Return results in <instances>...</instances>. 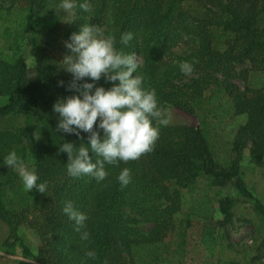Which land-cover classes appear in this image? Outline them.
Listing matches in <instances>:
<instances>
[{
    "label": "trees",
    "instance_id": "trees-1",
    "mask_svg": "<svg viewBox=\"0 0 264 264\" xmlns=\"http://www.w3.org/2000/svg\"><path fill=\"white\" fill-rule=\"evenodd\" d=\"M187 1L89 0L90 11L77 9L66 31L64 44L85 23L107 29L117 47L142 61L138 72L144 86L156 90L160 106L204 116L203 129L160 126L152 151L138 160L105 165L108 176L98 183L92 176L70 177L69 157L59 151L65 141L77 147L81 143L75 135L57 132L59 117L53 112L60 98L75 94L66 90L72 77L60 69L64 57L51 50L54 31L36 33L38 20L60 0H10L0 35V97L5 99L0 107V220L9 228L4 244L8 254L21 252L40 264H193V249L196 254L204 248L214 258L219 249H234L226 231L241 201L254 203L264 217V203L251 193L243 174L247 150L252 164L264 168V90L250 96L236 84L238 79L249 80L251 70L240 66L249 63L253 71L264 73V0H194L195 9L187 8ZM14 13L17 19H11ZM214 30L228 36L226 49L215 46ZM124 32L134 37L126 46L119 43ZM186 40L190 50L179 55ZM29 45L38 65L35 78L30 77L25 54ZM63 51L69 54L65 46ZM185 61L194 65L190 76L180 70ZM98 86L112 85L101 79ZM20 115L23 126L1 127L4 120ZM242 115L248 121L232 143L230 160L221 163L210 131ZM82 136L87 143L88 134ZM11 150L48 183L45 194L32 191L30 205L11 197L19 184L18 173L3 165ZM124 168L131 170L126 187L118 180ZM66 201L87 215L82 231L90 233L88 240L81 239L64 215ZM136 217L151 230H140ZM22 227L38 235V254L20 236ZM89 251L95 258L87 256ZM238 264L251 261L245 258Z\"/></svg>",
    "mask_w": 264,
    "mask_h": 264
},
{
    "label": "clouds",
    "instance_id": "clouds-1",
    "mask_svg": "<svg viewBox=\"0 0 264 264\" xmlns=\"http://www.w3.org/2000/svg\"><path fill=\"white\" fill-rule=\"evenodd\" d=\"M77 9L89 12V0H60L56 12L75 22ZM133 38L132 33L124 32L119 43L126 46ZM64 46L69 54L59 65L72 77L66 90L75 94L60 98L53 105V112L59 117L57 132L75 135L81 143L77 147L75 143L65 141L59 145V151L69 157L66 168L70 177L92 176L99 183L108 176L105 165L138 160L152 151L160 136V126L173 123L172 110L159 105L155 89L144 86L136 54L117 47L116 38L107 36L102 26L85 23ZM180 70L190 76L194 65L182 62ZM101 79L112 86H98ZM59 86L65 87V82L60 81ZM82 133L88 134L87 143L83 142ZM3 165L18 173L28 192H47V181L41 182L35 168H29L17 151L11 150L3 158ZM118 180L126 187L131 182V170L122 169ZM63 213L74 223L81 239L88 240L90 233L82 231L86 228L87 215L72 201L64 203ZM87 256L95 258L96 253L89 251Z\"/></svg>",
    "mask_w": 264,
    "mask_h": 264
},
{
    "label": "rangeland",
    "instance_id": "rangeland-1",
    "mask_svg": "<svg viewBox=\"0 0 264 264\" xmlns=\"http://www.w3.org/2000/svg\"><path fill=\"white\" fill-rule=\"evenodd\" d=\"M60 2L52 4L45 14L37 22V36L48 35V31H54V35L51 42V50L53 54L59 58L64 57V40L67 29L71 25V20L63 18V13L57 14L56 10ZM11 7L10 0H0V35L3 34L4 17L7 16L6 10ZM186 7L189 9H195L196 3L194 0H188ZM17 13L11 16V19H17ZM107 29L104 30L106 33ZM213 40L215 46L220 50L226 49V43L229 40L228 36L221 30H214ZM190 50V45L187 40L180 44L177 53L179 55L187 54ZM25 54L27 56L30 77L35 78L38 74V65L33 57L32 46L29 45L25 48ZM142 61L140 60V63ZM251 70L249 73V80H236V84L241 90L247 92L251 96L252 91L258 89L264 90V73H260L256 70L253 71L251 64L246 66H240L239 70ZM5 103V99L0 97V107ZM173 114V123L169 126H185L189 128H205L204 116L202 114L193 115L177 107H170ZM248 121L246 115L233 116L226 121L221 129L212 130L211 140L216 153L221 163H227L230 160L231 148L234 139L237 136L239 129L245 125ZM24 124L23 116L18 118L6 119L2 122V128L17 129ZM212 129V128H211ZM29 168H32L30 164H26ZM243 174L245 181L251 191V193L264 203V168L259 169L251 162L250 150L245 152V158L243 161ZM32 192H28L24 189L19 177V184L15 190H11V197L16 201L24 202L25 205H30V195ZM234 221L226 231L228 242L234 249L223 248L218 250L216 258L212 257L210 252L204 248L198 249L195 253V249L190 254V263L193 264H238L243 262L245 258L251 261V264H264V217L259 215L256 210V206L252 202L241 201L234 211ZM221 219V216H218ZM136 221L139 222L137 227L142 231H150L152 226L142 221L141 218L136 217ZM202 226H212L211 223H205L194 219ZM202 226L196 228L200 230ZM20 236L25 241L26 245L35 253H39V249L42 245L36 232L28 227H22L20 229ZM9 237V228L0 220V264H40L36 260H29L21 255V252L17 256L8 254L4 248V244ZM193 247V244H192ZM246 254V255H245Z\"/></svg>",
    "mask_w": 264,
    "mask_h": 264
}]
</instances>
